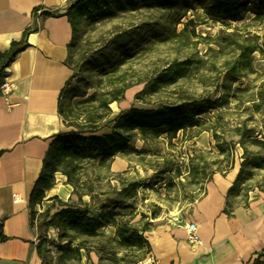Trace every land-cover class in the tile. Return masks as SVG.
<instances>
[{
	"label": "rangeland",
	"instance_id": "obj_1",
	"mask_svg": "<svg viewBox=\"0 0 264 264\" xmlns=\"http://www.w3.org/2000/svg\"><path fill=\"white\" fill-rule=\"evenodd\" d=\"M213 1L182 0L180 8L172 12L140 9L121 13L112 20L86 21L80 30L81 53H88L106 45L112 35L130 28L142 27L143 31L148 29L153 35L144 48L138 49L130 59L117 65L115 74L110 78L93 75L89 78L87 83L94 88L88 90V96L95 92H107L112 87L111 82H115V88L118 89L126 84L130 86L124 93L123 101L110 105L111 115L105 123H111L115 117L131 108L158 109L162 105L178 103L181 99H200L208 95L216 99L221 93L229 92L230 95H237L240 100L236 102L230 96L227 97L226 104L199 118V127L179 132L177 138L171 141L165 135L143 139L138 132H134L130 145L135 152L127 155L126 158L131 164L129 170L123 173L113 175L103 168H97L96 165L85 171L81 180L82 186L76 193H94L93 200L96 203L117 199L116 194L125 183H140L142 186L138 189L134 202L132 222H139L141 213L149 219L150 212L157 207V219L148 221L152 223L151 231L165 226L185 229L188 223H194V206L205 195L208 175L211 171L223 170L228 165L215 147L210 128L216 127L217 135L226 142H237L239 138L232 132L222 133L221 128L230 130L245 124L247 129L253 130L252 137L257 139H260L259 133L263 130L264 107L257 113L247 101L256 99V88L264 81V56L258 51L251 55L252 66L257 74L249 75L243 67H238L239 81L232 84L228 91L225 90L223 82L228 66L237 62L245 49L261 48L264 45V21L255 20L256 15L264 11V0H240V11L244 17L240 22H219L211 19L203 8ZM184 60L191 62L185 79L174 85H165L161 82L162 79L159 80V76L169 65ZM116 78L121 79L118 81ZM244 88H249L250 92L243 93L238 90ZM83 99L75 98L71 103L81 102ZM63 103L68 111L66 121L69 122V99ZM255 103L259 104L258 101ZM92 105L94 104H71V113L76 115L79 112L91 111ZM109 127H102L99 134L109 133ZM247 148L249 151H255L252 145H247ZM235 149L237 151L241 148L237 145ZM191 167L197 168L198 172L189 174ZM165 169L173 172L179 169L181 175L176 177L170 172L161 176L162 180L156 186L144 187L152 180L155 171ZM133 178L136 181H132ZM263 180L264 170L257 171L252 182L248 184L252 191L248 193L247 200L239 196L232 200V204L239 205L238 209L243 210H255L258 205H264V193L255 189ZM167 183L172 185L168 187ZM127 202L131 203L128 200ZM245 205L248 208H245ZM46 209L40 207L32 218L33 228L39 235L37 249L41 264H89L93 253L86 255L84 250H80L79 254L72 252L81 240H74L69 244L52 228L45 227L39 232L38 224L42 220L40 215ZM117 212L130 213L124 209H118ZM112 228L105 227L100 233L114 237ZM87 241L89 247L92 241ZM146 259L152 261L149 255Z\"/></svg>",
	"mask_w": 264,
	"mask_h": 264
},
{
	"label": "trees",
	"instance_id": "obj_2",
	"mask_svg": "<svg viewBox=\"0 0 264 264\" xmlns=\"http://www.w3.org/2000/svg\"><path fill=\"white\" fill-rule=\"evenodd\" d=\"M181 1L76 0L63 13L60 10L48 11L43 7H37L33 10L34 19H36L39 11H41L42 18L60 16L67 18L71 27V40L67 45V56L64 64L73 71V74L61 90L58 101V114L63 125L69 129L54 137L50 142L42 161V169L29 196L28 207L32 227V218L37 211L36 209L42 206L46 193L54 187L58 174L66 178V184L71 186L73 192L76 193L78 188L82 186L81 180L87 169L96 164L103 167L109 159L115 156L126 158L129 153L135 152L130 145L134 132H138L143 139H154L165 135L171 141L177 138L179 132H185L188 128L199 127V118L226 104L227 97L230 96L236 102H240L237 95L223 92L216 99H212L208 95L200 99H181L178 103L162 105L158 109L131 108L119 114L111 123H105V120L111 115L110 105L123 101L124 93L130 86L126 84L118 89L115 88V82H111L112 87L107 92H95L88 96V90L94 88L87 83L92 75L109 76L110 78L115 74L116 66L130 59L138 49L144 48L153 35L148 29L143 31L144 28L142 27L130 28L125 32L112 35L106 45L88 53H81L79 35L83 24L86 21L112 20L121 13L134 12L140 9H159L172 12L180 8ZM241 8L240 0H214L212 4L203 9L215 21L240 22L244 19L240 11ZM262 10H264V4ZM255 20L264 21V11L259 12ZM36 31L37 28L35 27L27 28L19 41H13L7 51L0 53V85L9 75L10 64L19 53L29 47V34ZM244 51L237 62L228 66L223 82L226 91L231 88L232 84L239 81L238 67H243L249 75L257 74L252 66L251 55L258 51L264 56V45L261 48L252 47ZM190 65L189 60L176 61L162 72L159 80L162 79L161 82L165 85H174L187 77ZM256 89V99L247 102H250L254 111L259 113L261 107H264V81H261ZM238 90L243 93L250 92L249 88ZM75 98L84 99L81 102L74 101L75 103H71ZM67 99H69V115L71 116H69V122L66 121L68 111L64 108L63 103ZM256 101L259 104L255 103ZM88 103L94 104L91 111L79 112L76 115L71 113V104L84 105ZM110 124L113 125L109 127ZM102 127H109L110 132L98 134ZM221 129L222 133L232 132L239 139L237 142H226L217 135L216 127L210 128L209 131L215 140V147L228 162V165L223 170L211 171L207 182L212 180L215 172L227 173L230 170L234 162L235 146L238 145L242 150V162L234 182L227 191L223 210V214L228 218H233L235 209L240 206L232 204V200L243 196L246 201L248 193L252 191L248 184L252 182L257 171L264 170V125L263 130L259 133L260 139L252 137L253 130L247 129L245 124L230 130ZM247 145L255 147V151H249ZM2 154L3 152L0 151V156ZM202 170L204 172V169ZM170 172L173 171L169 169L155 171L152 180L144 187L156 186L162 177ZM196 172H198L197 168H189V174L194 175ZM173 174L179 177L181 171L175 169ZM167 185L170 187L172 183H167ZM141 186L138 182L125 183L117 192V199L108 200L109 203L106 201L97 215H91L87 204L82 203L80 198L75 203H62L58 198H53L51 199L53 205L40 215L42 220L38 224V230L40 232L45 227L55 229L60 233V238L69 244L74 240H81L72 249V252L79 254L80 250H84L86 255L93 253L97 257L98 264H141L151 253V245L145 236L147 232L151 231L152 223H148V221L149 219H157V211L159 210L156 207L155 210L151 211L149 219L147 215L141 213L140 221L132 222V217H134L132 212L135 209L134 202ZM255 189L264 193V180ZM122 197L123 199H121ZM91 199H94L93 195H91ZM127 200L131 203L128 204ZM245 208H248L247 205ZM118 209L128 210L130 213H119L117 212ZM105 227L115 229L114 237L100 233ZM2 228L3 221L1 220L0 241L4 242L7 238L3 236ZM87 240L92 241L89 247ZM38 252L39 249H37ZM252 264H264V261H261L259 257Z\"/></svg>",
	"mask_w": 264,
	"mask_h": 264
},
{
	"label": "crops",
	"instance_id": "obj_3",
	"mask_svg": "<svg viewBox=\"0 0 264 264\" xmlns=\"http://www.w3.org/2000/svg\"><path fill=\"white\" fill-rule=\"evenodd\" d=\"M74 1L0 0V53L7 51L13 41H19L27 28H37L28 36L29 47L8 68L10 94L0 96V221L2 234L7 238L0 241V264H41L28 200L50 142L68 130L58 114V101L73 71L64 64L71 40L67 18H42L39 11L34 19L32 12L43 7L63 13ZM241 156L238 149L230 170L215 172L205 186V195L194 206L192 221L198 227L200 243L191 245L184 228H157L147 232L152 261L149 257L143 264H252L259 257L264 260V205L255 210L236 208L233 218L223 214L225 197L239 172ZM129 164L127 158L115 156L105 166H96L116 175L129 170ZM91 195L94 193H74L60 174L41 208L51 207L53 198L62 203H75L80 198L90 214L97 215L105 200L96 203ZM112 230L114 234L115 229ZM89 264H98L94 254Z\"/></svg>",
	"mask_w": 264,
	"mask_h": 264
},
{
	"label": "built area",
	"instance_id": "obj_4",
	"mask_svg": "<svg viewBox=\"0 0 264 264\" xmlns=\"http://www.w3.org/2000/svg\"><path fill=\"white\" fill-rule=\"evenodd\" d=\"M11 92V85L8 79L5 78L0 85V96H8ZM187 234V241L191 245H198L200 243V237L198 233V227L195 223H188L185 227Z\"/></svg>",
	"mask_w": 264,
	"mask_h": 264
},
{
	"label": "bare ground",
	"instance_id": "obj_5",
	"mask_svg": "<svg viewBox=\"0 0 264 264\" xmlns=\"http://www.w3.org/2000/svg\"><path fill=\"white\" fill-rule=\"evenodd\" d=\"M145 264H150V262L148 261V262H146Z\"/></svg>",
	"mask_w": 264,
	"mask_h": 264
}]
</instances>
